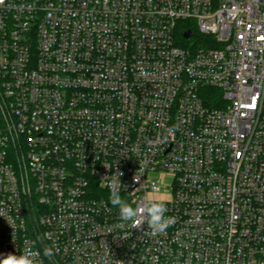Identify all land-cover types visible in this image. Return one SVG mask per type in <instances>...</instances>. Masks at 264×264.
I'll return each instance as SVG.
<instances>
[{
  "label": "built area",
  "instance_id": "obj_1",
  "mask_svg": "<svg viewBox=\"0 0 264 264\" xmlns=\"http://www.w3.org/2000/svg\"><path fill=\"white\" fill-rule=\"evenodd\" d=\"M117 172L164 234L119 219ZM53 245L43 264H264V0H0V258Z\"/></svg>",
  "mask_w": 264,
  "mask_h": 264
},
{
  "label": "clouds",
  "instance_id": "obj_2",
  "mask_svg": "<svg viewBox=\"0 0 264 264\" xmlns=\"http://www.w3.org/2000/svg\"><path fill=\"white\" fill-rule=\"evenodd\" d=\"M172 131H174V129H169V132ZM117 173L118 175L112 174L104 180L108 181L107 187L110 190L109 202L113 207L118 209L119 219L122 222H131L132 228L142 226L146 220L148 230L145 233L147 235L156 236L159 234H164L174 223V219L172 217L165 215V213L168 211L165 200L154 194H148L145 195L142 202L134 208L121 196L122 184L120 181V176L123 174L120 172ZM133 179L134 182H139L140 176L136 175ZM158 191L159 190L153 186V192L155 193ZM8 222L12 226L11 221L8 220ZM120 226L124 227V223H122ZM27 243L28 242H26V244ZM54 248V245L44 246L41 253V251L36 249L34 246H27L23 249V251H20V255L8 253L7 255L3 256L0 258V264H43L40 259L41 254L44 257L51 259L55 255Z\"/></svg>",
  "mask_w": 264,
  "mask_h": 264
},
{
  "label": "trees",
  "instance_id": "obj_3",
  "mask_svg": "<svg viewBox=\"0 0 264 264\" xmlns=\"http://www.w3.org/2000/svg\"><path fill=\"white\" fill-rule=\"evenodd\" d=\"M185 22H189V21H185ZM191 24V23H190ZM189 28L192 29V31L195 33V36L199 35V32L197 30V28L193 25H190ZM183 32H184V29H182L179 33V37L182 41H184L185 39L183 38Z\"/></svg>",
  "mask_w": 264,
  "mask_h": 264
},
{
  "label": "rangeland",
  "instance_id": "obj_4",
  "mask_svg": "<svg viewBox=\"0 0 264 264\" xmlns=\"http://www.w3.org/2000/svg\"><path fill=\"white\" fill-rule=\"evenodd\" d=\"M200 42H201L200 34L195 36L192 40L186 41L187 44H194V43H198L199 44ZM162 187H164V185Z\"/></svg>",
  "mask_w": 264,
  "mask_h": 264
},
{
  "label": "water",
  "instance_id": "obj_5",
  "mask_svg": "<svg viewBox=\"0 0 264 264\" xmlns=\"http://www.w3.org/2000/svg\"><path fill=\"white\" fill-rule=\"evenodd\" d=\"M193 36V31L192 30H187L185 33H184V37L189 39Z\"/></svg>",
  "mask_w": 264,
  "mask_h": 264
}]
</instances>
